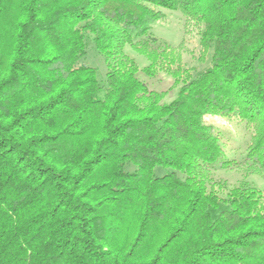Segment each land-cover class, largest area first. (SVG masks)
<instances>
[{
    "label": "trees",
    "instance_id": "1",
    "mask_svg": "<svg viewBox=\"0 0 264 264\" xmlns=\"http://www.w3.org/2000/svg\"><path fill=\"white\" fill-rule=\"evenodd\" d=\"M171 14L202 68L154 33ZM241 167L264 174V0H0V264H264V190L212 177Z\"/></svg>",
    "mask_w": 264,
    "mask_h": 264
},
{
    "label": "rangeland",
    "instance_id": "2",
    "mask_svg": "<svg viewBox=\"0 0 264 264\" xmlns=\"http://www.w3.org/2000/svg\"><path fill=\"white\" fill-rule=\"evenodd\" d=\"M178 15H168L167 23L165 25H155L153 31L156 35L166 39L173 45H177L180 41L182 60L188 67L202 68L206 61L201 57V52L194 38L185 35L180 30V23ZM138 57V56H137ZM86 63L95 66L98 69L99 75L103 74V62L92 50H89L86 56ZM173 90H170L164 97L165 101H169L173 97ZM207 120L219 124L224 128L230 129L231 133L235 136L234 141L229 143L226 147L228 157H241V151L245 146L244 140L241 138V129L232 124H228L224 120L216 116H208ZM238 136L239 138H236ZM231 147V148H230ZM215 180L226 182L227 184H236L240 181H247L253 183L259 189L264 190V174L253 173L250 169L241 167L239 169H217L212 174Z\"/></svg>",
    "mask_w": 264,
    "mask_h": 264
}]
</instances>
